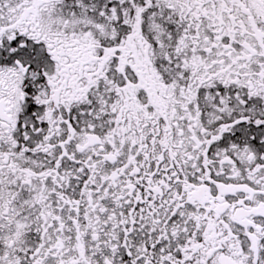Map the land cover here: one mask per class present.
Segmentation results:
<instances>
[{
	"label": "snow or ice",
	"instance_id": "obj_1",
	"mask_svg": "<svg viewBox=\"0 0 264 264\" xmlns=\"http://www.w3.org/2000/svg\"><path fill=\"white\" fill-rule=\"evenodd\" d=\"M0 264H264V0H0Z\"/></svg>",
	"mask_w": 264,
	"mask_h": 264
}]
</instances>
